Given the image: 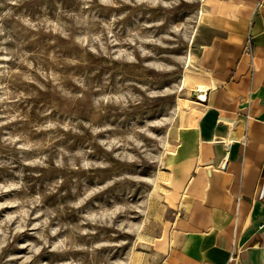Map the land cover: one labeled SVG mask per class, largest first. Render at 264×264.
I'll return each instance as SVG.
<instances>
[{
	"label": "rangeland",
	"instance_id": "1",
	"mask_svg": "<svg viewBox=\"0 0 264 264\" xmlns=\"http://www.w3.org/2000/svg\"><path fill=\"white\" fill-rule=\"evenodd\" d=\"M209 1L0 0V264L159 263Z\"/></svg>",
	"mask_w": 264,
	"mask_h": 264
},
{
	"label": "crops",
	"instance_id": "2",
	"mask_svg": "<svg viewBox=\"0 0 264 264\" xmlns=\"http://www.w3.org/2000/svg\"><path fill=\"white\" fill-rule=\"evenodd\" d=\"M206 8L196 84L206 101L196 93L170 157L158 264H264V0Z\"/></svg>",
	"mask_w": 264,
	"mask_h": 264
},
{
	"label": "water",
	"instance_id": "3",
	"mask_svg": "<svg viewBox=\"0 0 264 264\" xmlns=\"http://www.w3.org/2000/svg\"><path fill=\"white\" fill-rule=\"evenodd\" d=\"M196 93V100L199 103H204L206 101V91L204 89H197Z\"/></svg>",
	"mask_w": 264,
	"mask_h": 264
},
{
	"label": "bare ground",
	"instance_id": "4",
	"mask_svg": "<svg viewBox=\"0 0 264 264\" xmlns=\"http://www.w3.org/2000/svg\"><path fill=\"white\" fill-rule=\"evenodd\" d=\"M202 17V14H201ZM190 59V58H189ZM174 200H175V196L172 195L168 198L167 203H168V214L170 215V210L173 208L174 206Z\"/></svg>",
	"mask_w": 264,
	"mask_h": 264
},
{
	"label": "built area",
	"instance_id": "5",
	"mask_svg": "<svg viewBox=\"0 0 264 264\" xmlns=\"http://www.w3.org/2000/svg\"><path fill=\"white\" fill-rule=\"evenodd\" d=\"M224 147H225V148H228V147H229V143H225V144H224Z\"/></svg>",
	"mask_w": 264,
	"mask_h": 264
}]
</instances>
